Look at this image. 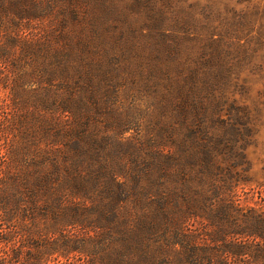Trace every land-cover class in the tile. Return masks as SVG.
Here are the masks:
<instances>
[{"label":"trees","instance_id":"trees-1","mask_svg":"<svg viewBox=\"0 0 264 264\" xmlns=\"http://www.w3.org/2000/svg\"><path fill=\"white\" fill-rule=\"evenodd\" d=\"M214 5V0H0V26L18 32L27 43L23 50L31 44V51L50 57L76 51L81 62L97 56L101 65L113 55L127 66L178 74H168L159 93L172 106L173 121L160 119L152 153L141 156L131 142L130 163L119 174L98 160L109 140L97 134L107 103L94 92L83 98L80 72L66 63L60 71L50 69L51 77L60 75L63 92L39 100L51 114L72 121L37 119L48 131L44 142L20 148L17 163L26 168L21 164L10 178L11 172L0 173L5 187L0 220H31L27 237L38 234L43 248L33 259L13 250L0 264H49L55 252L69 259L80 254V264H264V210L233 199L234 170L221 160L222 153L232 157L243 146L214 132L217 125L223 135H248V112L229 100L227 88L237 69L254 63V25L257 14L264 18V6L259 12L260 2L252 9ZM48 14L55 16L49 40L25 41L20 34L37 31L31 20ZM26 19L31 23L24 25ZM7 39L0 58L19 42ZM17 79L18 86L25 77ZM41 217L51 225H36ZM67 225L80 226L81 234L73 236ZM7 233L0 242L10 243L17 230Z\"/></svg>","mask_w":264,"mask_h":264},{"label":"rangeland","instance_id":"rangeland-1","mask_svg":"<svg viewBox=\"0 0 264 264\" xmlns=\"http://www.w3.org/2000/svg\"><path fill=\"white\" fill-rule=\"evenodd\" d=\"M214 2V6L221 10L252 9L260 2V12L261 7L264 6V0H246L243 4L237 3V0H214ZM263 19L257 14L253 32L256 39L252 42V47L256 49L254 63L237 69L233 75V85L227 88L229 100L244 107L248 112L246 119L249 125L248 135L241 138L235 133L223 135V132L218 131L220 128L217 125L214 127V132L222 135L221 139L226 137L234 140L235 144L238 141V146H243L236 147L232 157L221 154L223 163L234 170L235 178L231 186L233 199L245 207L253 206L259 210H264V44L259 42L257 36L260 34L262 35L260 37L264 38ZM7 20L4 21L5 25L9 26ZM50 20L55 21V16L49 17L48 14L46 17L31 20L37 28L36 33L31 34L24 26L19 34L26 29V32L20 34L21 37L29 43L40 45V39L49 40L50 34L47 31L53 25ZM22 23L27 25L31 22L26 19ZM17 33L12 28L0 26V44L7 43L9 36L19 40L17 44L5 48L0 58L2 79L0 80V173L11 172L8 175L10 178L13 176L12 172L21 164L26 168L24 163L20 161L17 163L20 148L31 145L34 141L44 142L43 132L47 134L48 131L46 129L42 131L37 119L54 117L53 122L72 121V117H63L60 112L51 114L52 112L44 105L48 103L39 100L53 99L57 92H63L60 75L51 77L50 69L60 71L65 63L70 71L80 72L83 98L87 99L88 93L94 92L98 99L108 105L107 113L101 114L99 119L97 134L105 138L108 136L109 140L104 145V151L100 150L102 155H99L98 160H102L109 168L122 174L120 168L123 166L127 168L130 163L128 154L131 142L137 147V152L142 154L141 156H146L144 151L151 150L152 153L155 150L154 147L159 143L158 135L162 131L160 119L173 121L172 106L166 105L159 98V93L163 91V82L166 83L167 75L178 76L176 72L167 73L134 65L127 66L121 61H116L117 58L113 55L104 59L107 62L104 65H101L97 56L86 57L88 61L81 62L76 51L64 56L53 54L50 57L49 54L40 51H31L35 47L31 44L23 50L22 45L27 43L23 42ZM55 45L57 48L58 43L56 42ZM116 52L115 50L114 53ZM34 66H37L36 71L32 69ZM29 69L31 71H28ZM13 70H18L16 72L25 77L18 86L16 85L18 74ZM34 75L37 79H30V76ZM162 103V106L167 108H163ZM224 117L227 118L228 115L225 114ZM123 126H127L126 132L123 131ZM200 139L204 140L205 136ZM138 146L143 148L142 152ZM242 148L245 155L240 157L238 154H242L240 152ZM95 166L97 168L99 165ZM60 181L57 180V187ZM2 189L4 190L5 187L0 179V192L3 191ZM40 203L43 204V201ZM33 223L31 220L22 219L16 222L0 220V236H6L11 230L13 234V230H17L10 243L0 242V263L10 259L13 250L23 252L24 258L33 259L38 249L43 248L39 243L42 239L38 238V234L32 233L27 237L30 234L27 230L33 229ZM36 225L44 228L45 225H51V220L41 217L38 218ZM66 228L73 236L81 234L80 226L67 225ZM48 259L49 264H80L83 261L80 254H72L69 259L58 252L50 255Z\"/></svg>","mask_w":264,"mask_h":264}]
</instances>
